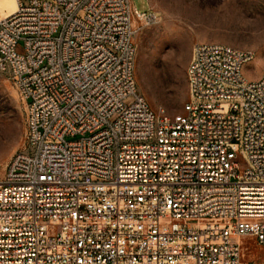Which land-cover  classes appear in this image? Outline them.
I'll use <instances>...</instances> for the list:
<instances>
[{"label":"built area","instance_id":"1","mask_svg":"<svg viewBox=\"0 0 264 264\" xmlns=\"http://www.w3.org/2000/svg\"><path fill=\"white\" fill-rule=\"evenodd\" d=\"M18 2L0 13V73L26 105V145L0 183V264H252L245 238L264 264V73L244 75L256 54L194 45L171 115L136 83L135 38L157 13Z\"/></svg>","mask_w":264,"mask_h":264},{"label":"rangeland","instance_id":"2","mask_svg":"<svg viewBox=\"0 0 264 264\" xmlns=\"http://www.w3.org/2000/svg\"><path fill=\"white\" fill-rule=\"evenodd\" d=\"M131 3L137 11L151 10L160 18L157 25L142 29L135 38L137 89L153 110L163 109L171 115L182 112L189 100L187 68L197 43H222L253 51L256 58L244 68V75L251 82L262 78L264 0H131ZM134 101L135 97L129 96L124 104L129 107ZM20 117L25 119L22 133L17 125ZM117 118L115 115L111 121ZM25 145L26 105L12 80L0 73V183L6 179L10 160ZM242 244L244 260L260 264L263 251L257 242L245 238Z\"/></svg>","mask_w":264,"mask_h":264},{"label":"bare ground","instance_id":"3","mask_svg":"<svg viewBox=\"0 0 264 264\" xmlns=\"http://www.w3.org/2000/svg\"><path fill=\"white\" fill-rule=\"evenodd\" d=\"M18 8V0H0V13L3 16L13 15L17 12Z\"/></svg>","mask_w":264,"mask_h":264},{"label":"trees","instance_id":"4","mask_svg":"<svg viewBox=\"0 0 264 264\" xmlns=\"http://www.w3.org/2000/svg\"><path fill=\"white\" fill-rule=\"evenodd\" d=\"M17 125L19 126V132L22 133L25 129V119L23 117L18 118Z\"/></svg>","mask_w":264,"mask_h":264}]
</instances>
